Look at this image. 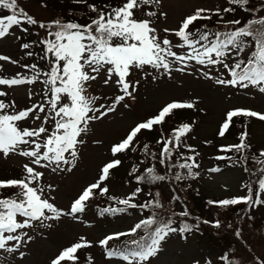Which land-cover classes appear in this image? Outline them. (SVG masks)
<instances>
[{
    "label": "snow or ice",
    "instance_id": "1",
    "mask_svg": "<svg viewBox=\"0 0 264 264\" xmlns=\"http://www.w3.org/2000/svg\"><path fill=\"white\" fill-rule=\"evenodd\" d=\"M74 2L87 4V0H74ZM153 2L159 3V0H121L119 5H106L107 10L98 9L94 4H87V7L97 14L90 18V22L82 24L56 19L45 24L30 15L21 6L19 0H0V10L9 13L0 15V39L15 35L14 29L28 32L29 28L24 25H38L39 28L46 29V37L38 42L22 43L21 49L28 50L34 44L43 45V55L39 58L48 64L47 70L40 69L35 63L21 65L33 72L31 77H20L19 74H17L19 78L0 76V86L8 88L34 84L38 81L43 84L42 102L31 107L19 109L14 100L6 103L0 99V155L7 158L11 154H18L30 158V163L23 166L26 175L22 179L0 180V190L18 189L9 197L0 195V251L7 253L18 251L27 236V233L21 234L19 230L43 227L45 221L58 220L64 215L78 218L77 214L84 213L89 203L97 196H107L109 200L123 205L117 207L115 204H110L99 208L100 216L126 213L128 209L139 208L141 211L152 209L149 216L139 220L129 231L110 234L98 242L109 260L118 258L121 264L123 262L148 264L158 255L163 242H166L171 233H189L193 230V225L183 222L179 227L173 226L174 216L189 215L186 208L180 213L172 212L167 216L155 211V209H163L159 192L144 203L135 202L137 195L143 191L141 187H137L125 198L108 195L109 188L102 185H105L110 178V171L122 163L119 159H113L105 164L100 170L97 181L85 187L67 211L57 208L50 202L45 193L52 186L48 185L47 189L40 186L44 173L37 170V167L51 168L52 171L65 170L62 165L72 164L78 155V145L84 143L82 136L89 130L90 122L100 120L108 113L114 112L116 105L125 97H133L136 84L139 83L137 81L134 84L127 79L133 69L144 71L150 67L161 76L171 77L173 71L186 72L194 62L195 65L200 66L199 71L203 75L215 79L219 85L241 89L252 88L264 94V16L257 15L259 11L264 10V3L251 8L248 7L250 0H227L230 6L222 10L198 8L192 14L185 16L178 28L163 30L178 38L173 42L167 36L161 38L157 29L152 26L153 22L150 18L156 17L157 13L145 11L144 6ZM237 8L250 14V18L243 24L241 20L235 19L223 21L225 30L212 31L206 23H200L197 27L199 22L211 21L213 15L219 18L217 23H221L223 20L221 12L234 13ZM138 14L146 18H141ZM162 15L166 14L162 13ZM16 39L19 40L21 37L17 36ZM173 49H186V51L178 52ZM248 49L251 51L248 52L247 58H244L243 54ZM25 55L31 57L36 54L27 51ZM0 61L19 64L18 60L4 55H0ZM217 66L222 67L230 78H222L224 72L214 77L211 71H205L207 68H217ZM2 68L3 65L0 64V69ZM41 76L44 77L42 81ZM101 76L104 77L105 86L114 83L123 94L115 96L108 105L96 106L101 97L90 95L88 90L91 82ZM156 78L153 76L154 80ZM7 95L6 91L0 89V97ZM32 95L33 93L29 92V99ZM193 107L192 103L187 102L168 103L157 115L136 124L124 139L112 145V155L116 157L118 154L137 151V139L142 130L152 131L154 126L163 125L166 118L173 116L175 110ZM237 117L257 118L264 121V113L251 109H232L226 113V119L218 135L223 137ZM29 121L31 125L24 126ZM191 131V125L185 123L174 129L171 136L158 140L157 143L161 144L159 156L155 152H149L148 144L142 146L146 155L157 160L160 166H166L169 172L173 168L186 171L185 175H181L179 171L174 172L175 181L198 175L192 171L193 167H199L192 156L185 157L180 152L179 158L183 162L171 163L174 151L181 148L182 138ZM247 135L246 131L242 132L239 137L240 143L227 146L222 151L235 149L236 152H243L249 149L251 145L246 143ZM161 136L164 137L163 132ZM259 157H264V151L260 152ZM259 157H253V162L264 165V160ZM217 159H225V157H217ZM243 159L247 161L249 158L245 156ZM66 170L71 171V167ZM244 170L249 172L251 177H255L249 184L244 185L247 189L246 196L208 201V203L221 207L241 203L249 207L264 204V200L261 199V194L264 193V167L256 171L245 167ZM137 171L138 169L134 167L129 174L133 175ZM211 171L218 169L214 168ZM167 179L166 174L156 171L155 164L145 168L142 174L135 175L137 184L153 185ZM253 184L257 185L255 189ZM149 196H152L151 192ZM179 199L178 195L172 197L173 201ZM204 223L209 222L204 221ZM213 226L220 228V221L216 220ZM235 234L239 237V230ZM121 237L129 239L120 242ZM31 239L32 237L27 236V240ZM13 241L16 243H9ZM112 241L119 243L110 246ZM91 246V242L80 237L78 242L63 249L51 264H62V262L78 264V251ZM20 255L23 256V253ZM221 259L230 261V264H241L240 261L231 260L227 255ZM87 260L92 264L91 256L87 257ZM259 264H264V261H259Z\"/></svg>",
    "mask_w": 264,
    "mask_h": 264
},
{
    "label": "rangeland",
    "instance_id": "2",
    "mask_svg": "<svg viewBox=\"0 0 264 264\" xmlns=\"http://www.w3.org/2000/svg\"><path fill=\"white\" fill-rule=\"evenodd\" d=\"M65 1L63 3L62 0H19V3L37 21L48 24L51 22V18L59 12L61 14L68 9L75 8L76 3L73 0ZM106 1L110 2L109 0ZM47 2L50 3L47 5ZM229 6L227 0H159V3L153 2L144 6V10L157 13L156 17L150 19L153 22L152 26L157 29L158 35L161 38L167 36L170 40L176 42L178 38L170 33H165L163 31L165 28H178L182 19L198 8L212 10L219 8L222 10ZM77 11L86 13L89 10L88 8H78ZM162 13L166 15H162ZM207 14L211 15V13ZM138 15H141V18H146L142 17V14ZM221 15L223 17L221 23H217L219 18L215 15L212 16L211 21L200 23L208 24L210 30L213 26L219 30H225L223 21L239 19L243 22L247 19L248 13L237 8L234 13L221 12ZM13 31L15 35L0 39V55L18 60L19 64L13 65L6 61H0V64L3 65V68L0 69V76L12 78L17 77V74H19L20 77H31L33 72L21 67V65L29 64L27 59L21 55L30 51V49H21V44L27 43L28 32H21L18 29ZM17 36L21 39L17 40ZM46 36L47 30L41 28L39 37L42 39ZM48 38L51 39V37ZM173 50L186 51V49ZM249 50L243 54L244 57ZM34 52L37 54L36 51ZM199 68L200 66L195 65L193 62L186 72L173 71L171 77L161 76L150 67L144 71L138 70L140 80L136 84V91L133 92L134 98L127 97L124 102L121 101L116 105L114 112L108 113L100 120L90 122L89 130L82 136L84 143L78 145L77 157L71 165H62L65 170L52 171L51 168L37 167L38 171L44 173L40 186L47 189V186L51 185L52 188L47 189L45 195L57 208L67 211L82 190L97 181L101 168L111 160L119 159L122 163L111 170L114 176L110 177L102 186H107L111 194L121 198L127 197L137 188V185L132 180H129L127 184L124 183L122 175L127 162L122 160L121 154L114 157L111 153V146L126 137L136 124L157 115L168 103L174 101L192 103L194 107L191 108L192 111H188L190 120L193 116L192 131L184 138L194 146L202 157H194L199 165V167H196L198 175H196L193 184L196 191L193 193L187 186L184 188V192L188 193V197L184 198L183 201L188 208L189 215L186 217L179 216L182 220L187 219L194 222L191 225L195 228L193 227L191 232L184 235L180 232L171 233L169 241L161 247L158 255L152 258L148 264H229L230 261H224L221 257L227 255L230 259L236 260L239 258L237 253L242 255L245 264H259V261H264V238L260 240L258 236H255L254 239H251L249 235L255 225L257 227L262 221V216H260L264 213L262 205H253L255 212L250 216L253 223L250 224L248 220H241V222L236 223L230 218V222L225 224V229L221 232L220 228L216 233L209 227L196 228L194 216L202 212L208 213L205 208L202 212L196 211V209H200L197 204L202 206L204 197L221 201L226 198H233L234 195L247 194V189L244 187L247 181L242 170V162H234L236 165L221 162L217 157H220L222 152L220 150L217 152L214 145L222 143L221 148L223 149L231 146L227 141L235 140L230 131L225 133L223 137L218 135L228 110L243 108L264 113V94L252 88L241 89L229 85H219L215 82V79H209L203 75ZM205 71H211L214 77H218L221 72H224L222 78H230L224 69L219 66L217 68H207ZM153 76L157 78L154 80ZM43 79L44 77L41 76V81ZM103 79L104 77L101 76L96 81L91 82L94 89L89 91L90 95H100L101 99L97 102L98 106L99 104L108 105L115 96L123 94L114 83L105 86ZM0 89L11 94L19 109L42 102L43 84L39 81L34 84L13 86L12 88L0 86ZM129 90L131 91V89ZM29 92L33 93L31 99H29ZM249 119L251 140L261 143L264 138V121L257 118ZM29 125H31V121L24 126ZM208 154L213 160L205 158ZM234 158L238 159L239 155L232 159ZM69 159L71 158L69 157ZM29 163L30 158L18 154H11L7 158L0 155V180L22 179L24 175L21 173L9 172L8 170L14 169L13 166L24 169L23 166ZM69 167H71V171L66 170ZM214 168L218 171H211ZM167 177L168 179L160 182L159 186L161 194L166 199L177 194L168 175ZM16 191L18 189H4L0 190V195L9 197ZM145 193V189H143L137 195L136 200L139 199L140 195L144 196ZM178 194L180 196L181 190L178 191ZM261 199L264 200V193L261 194ZM179 207L180 210L175 211V213L185 210L181 202L177 205V208ZM142 216L134 210L132 215L121 214L114 219H97L94 218L92 210H89L85 211L84 215L80 216L81 218L64 215L58 220L45 221L43 227L36 226L19 230L21 234L27 233V236L32 237V239L29 241L25 236V242L14 253L0 251V264H51L56 255L78 242L80 237H84L92 243L91 247L78 251L84 250L86 259L91 256L92 264H121L118 258L107 259L98 242L108 234L129 231L134 221L139 220ZM18 219L22 218L18 217ZM205 221H208V224L214 227L212 219L206 217ZM237 230L240 232L239 237L235 234ZM9 243L15 244L16 242ZM232 246L235 248L232 249ZM247 249L253 250L254 253ZM20 253H23V256ZM62 264H65V262H62ZM123 264H126V262H123Z\"/></svg>",
    "mask_w": 264,
    "mask_h": 264
},
{
    "label": "trees",
    "instance_id": "3",
    "mask_svg": "<svg viewBox=\"0 0 264 264\" xmlns=\"http://www.w3.org/2000/svg\"><path fill=\"white\" fill-rule=\"evenodd\" d=\"M109 1L110 2L108 3L106 0H88L87 4H94L99 9V8H105V6H106V5L105 6L103 5V7H102L101 3H103V4L105 3V4H107V6L119 5L121 3V0H109ZM49 3L50 2H47V5ZM63 3H65V1H63ZM261 3H264V0H250V3L248 5V7L256 8ZM87 4H84L83 8H88ZM79 7L80 6L76 3L75 8H79ZM105 10H107V9L105 8ZM89 13H93V12L89 11ZM2 14H7V11L6 10H0V15H2ZM68 15L77 16L80 20H83V22L86 21V19H87L85 13H82V12H79V11L71 10V12H70V10L68 9L66 11V16H68ZM91 15H97V14L95 13V14H91ZM257 15L258 16H264V10L259 11L257 13ZM249 18H250V14L248 13L247 19L245 21H247ZM56 19H58V18H56ZM243 22H242V24H243ZM25 26L31 28V30L28 31V35H27V40L29 39L28 42L29 43H31L33 41H37L38 42L40 40V37L38 35V32L35 30V26H28V25H25ZM37 45L38 44H34L33 47L30 49V51H32V52L36 51L35 49H36ZM250 51H251V49H250ZM21 55L27 59L29 64L35 63V64L38 65V67L40 69L47 70V68H48L47 62L45 60H41L39 58L40 56L38 55V52H37L36 55H33L31 57L26 56L25 54H21ZM246 58H247V56H246ZM0 99H3L6 103L12 101L8 97V95L6 97H0ZM9 111H11V110H9ZM181 118H187V117L186 116H181ZM183 123H185V122H183ZM248 123H249L248 119L240 117V118H238L236 120V123L232 124V126L230 127V132H232V134H233L232 136H233V138H235V141L232 143V145H235V144L240 143V139H239L240 134L242 132L246 131L248 133L247 139H246V143L250 144L251 147L249 149H246L243 152H236L235 149H233L230 152L232 154H236V155L240 156L237 161L238 162H242V164L244 166V168H242V169H245V167H248L251 171H256L257 169L264 167V165L257 164L255 162H253L252 158L253 157H259L260 152L264 151V143H259L256 140H254V141L251 140V133L249 131ZM176 126H178V124H176ZM173 128L174 127H172V126L167 124V120H166V122L163 125H160V126L157 127V133H155V134H153L152 131L151 132L142 131V133H141L142 144L141 143L138 144V145H140L139 146L140 152L142 154L146 155L145 152L143 151V147L142 146L144 144H148L149 145V152H155L157 154V156H159V152L160 151H157L156 148H160L161 144H158L157 141L161 140V139H164V138H167L168 136H171L173 134V130H174ZM162 132L164 133V137L161 136ZM182 147H183V144L181 145V148ZM180 149L179 150H175V151H180ZM175 151H174V157H173V160L171 161V163H176L177 159L179 157V154H176ZM245 156H247L249 158L247 161H245L243 159ZM221 157H225V156L223 155ZM145 158L151 160L152 164L150 166H152L153 164L156 165V171L157 172H159L160 174H166V175L169 176L170 181L173 183V187L176 190L177 189L181 190L180 196L178 195L180 197V199L178 201H174V202L175 203L181 202L183 207L188 210L187 206L184 205V201H183L184 198L188 197V195L184 192V187L183 186H188L192 190L193 193L196 190L194 188H191L189 185H185V183L180 185L179 181H175L173 179V173L179 171L180 169L173 168L171 170V172H169L167 170L166 166H160L158 164L157 160H154L150 155L146 156ZM259 158L261 160H264V157H259ZM220 160H221V162H223L225 164L227 163L226 158L225 159H220ZM13 167H14V169H10L8 171L9 172L16 171V172L21 173L22 175H26V173L24 172L23 169L17 168L15 166H13ZM143 172H144V170H138L136 172V175L142 174ZM179 172H182V170H180ZM245 177H246L247 184H249L251 180L255 179V177H251L250 173L246 172V171H245ZM141 184H144V183H141ZM145 185H148V184H145ZM252 186L255 189L257 185L253 184ZM173 196L174 195H172V197ZM141 199H142V197L139 198V201H143L142 203H144V200H141ZM99 200H101L99 206L94 207V210H95L94 213L96 215H98V209L99 208H103V207H106V206L112 204V203H109V202L106 201V197H100V196H97L95 199H93L91 201V203L92 204H97L96 202L99 201ZM159 200L162 202V197L161 196H159ZM208 201H213V200L211 198H203L202 206L200 204H197L198 208H200L202 210L196 209V211L202 212L204 210V208H205L207 210V212H208L207 214L205 212H202V213L196 214L194 216L196 218V221H197L198 225L201 222H204L206 217H208L209 219H212V222L213 221L215 222L216 220H219L220 223H221V227L220 228H221V232H222L225 229V224L230 222V218H231V220H234V222H236V223L237 222H241V220H243V221H247L248 220V221H250V224L253 223V219L252 218L248 219V217L253 215V213L255 212V209H254L253 206L249 207L248 205H245L243 203L238 204V205H229V206H226V207H221L219 205H214L212 210H210L212 204H209ZM162 204H163V209H155V211L159 212L161 215L166 216L167 215L166 207H167L168 204L165 205L163 202H162ZM260 205H263V204H260ZM117 207H123V205H117ZM171 207H172V205H171ZM164 208H165V211H164ZM262 209H264V206L262 207ZM133 211H134V209H128L126 214L131 215V214H133ZM137 211L139 213L143 214V216L139 219V220H141L142 218H146L147 216H149L151 214L152 209H146L144 211H141L139 208H137ZM260 212H261V210H260ZM144 213L146 214V217L144 216ZM98 216H100V215H98ZM103 216H107L109 218L112 217L111 214H105ZM260 216H262V221H261V223L259 225H257V227L254 224L255 227L250 232V235H249V237L251 239H254L255 236H258V238L260 240H262V238H264V213H262V215L260 214ZM139 220H136L134 222L133 226L137 222H139ZM220 228L212 227L213 232H216ZM255 228H256V230H255ZM134 238H138V237H134ZM127 239H129V238L128 237H121L120 238V242H122L124 240H127ZM117 243H119V242L118 241H112V242H110V246H114ZM247 250H249L250 252L254 253L253 250H250V249H247ZM231 260H233V259H231ZM235 261H240L241 264H245L244 263L245 260H244V258L242 257L241 254H239V258L236 259Z\"/></svg>",
    "mask_w": 264,
    "mask_h": 264
}]
</instances>
